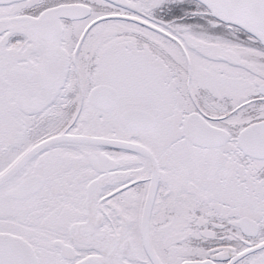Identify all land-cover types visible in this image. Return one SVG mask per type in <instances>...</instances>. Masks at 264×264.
<instances>
[{
	"label": "snow or ice",
	"instance_id": "snow-or-ice-1",
	"mask_svg": "<svg viewBox=\"0 0 264 264\" xmlns=\"http://www.w3.org/2000/svg\"><path fill=\"white\" fill-rule=\"evenodd\" d=\"M0 264H264V0H0Z\"/></svg>",
	"mask_w": 264,
	"mask_h": 264
}]
</instances>
